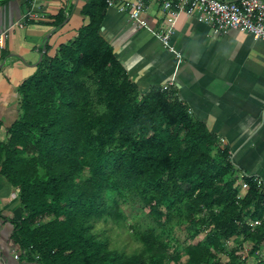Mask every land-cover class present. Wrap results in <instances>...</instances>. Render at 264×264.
Instances as JSON below:
<instances>
[{
    "label": "trees",
    "instance_id": "obj_1",
    "mask_svg": "<svg viewBox=\"0 0 264 264\" xmlns=\"http://www.w3.org/2000/svg\"><path fill=\"white\" fill-rule=\"evenodd\" d=\"M103 20L104 11H94L20 86L22 113L9 141L0 140V169L25 211L15 240L41 264H171L183 257L203 264L216 257L220 240L244 234L249 254L233 249L227 264H248L264 245V220L255 230L245 222L264 215V184L244 174L249 189L239 197L228 148L175 91H141L103 35ZM118 196L150 212L148 225L133 230L140 246L132 252L113 248L107 228H96L125 225ZM206 211L212 222L203 240L175 242L171 222L189 225L195 238Z\"/></svg>",
    "mask_w": 264,
    "mask_h": 264
},
{
    "label": "crops",
    "instance_id": "obj_2",
    "mask_svg": "<svg viewBox=\"0 0 264 264\" xmlns=\"http://www.w3.org/2000/svg\"><path fill=\"white\" fill-rule=\"evenodd\" d=\"M106 0H0V140L22 113L20 86L39 65L74 40L94 11H104L102 33L141 91H175L191 115L216 134L241 173L264 184V39L246 31L216 30L186 11L174 24L171 50L156 34L159 0H152L141 27ZM34 8L39 18L25 15ZM48 45V47H47ZM45 49V50H44ZM25 217L19 189L0 169V264H41L14 238Z\"/></svg>",
    "mask_w": 264,
    "mask_h": 264
},
{
    "label": "built area",
    "instance_id": "obj_3",
    "mask_svg": "<svg viewBox=\"0 0 264 264\" xmlns=\"http://www.w3.org/2000/svg\"><path fill=\"white\" fill-rule=\"evenodd\" d=\"M152 0H106L107 5L126 13L131 22L141 27L150 23L143 17ZM160 21L154 28L156 34L171 50L177 51L171 44L174 24L180 12L186 11L208 22L216 30L228 32L240 30L251 33L255 39H264V0H159ZM41 13L31 8L25 17L39 18ZM8 31L0 33V47H4ZM251 177V176H249ZM254 178L262 184L257 177ZM248 184V183H247ZM264 215L259 218L247 217L246 224L255 230L262 224Z\"/></svg>",
    "mask_w": 264,
    "mask_h": 264
},
{
    "label": "rangeland",
    "instance_id": "obj_4",
    "mask_svg": "<svg viewBox=\"0 0 264 264\" xmlns=\"http://www.w3.org/2000/svg\"><path fill=\"white\" fill-rule=\"evenodd\" d=\"M236 176V183L240 185L239 197H244L249 189V185L246 182L245 176L241 174L236 168L233 172ZM84 177H89L90 172L88 169L83 174ZM230 176V175H228ZM118 200L122 203V208L126 212V221L125 225L120 228L113 223H103L99 222L96 225L97 229L102 230V228H107V235L110 238V244L113 248L119 250H126L132 252L134 249L140 246V243L133 237L132 233L135 227H145L151 221L150 212L148 208L142 207L139 203L130 204L124 201V197L118 196ZM241 203V202H239ZM202 215L206 216L207 222L200 223L193 227L198 231V235L195 238L191 237V227L187 224H178L176 219L171 222L174 225L172 233L175 235V242L178 241V244L188 245L192 242H197L203 240V238L208 233L210 227L209 223L212 222L211 214L206 211L202 212ZM114 226L113 229H111ZM251 239L247 238L246 235L233 236L227 240L219 241V248L217 250L216 257H213L207 263L203 264H227L230 259V252L233 249H236L237 252H245L249 254L251 248ZM264 259V245L261 246L254 255H250L247 260L248 264H256L258 260ZM186 257H183L178 260H174L171 264H184Z\"/></svg>",
    "mask_w": 264,
    "mask_h": 264
},
{
    "label": "water",
    "instance_id": "obj_5",
    "mask_svg": "<svg viewBox=\"0 0 264 264\" xmlns=\"http://www.w3.org/2000/svg\"><path fill=\"white\" fill-rule=\"evenodd\" d=\"M45 50V49H44ZM43 59V53H41V57H40V61H42Z\"/></svg>",
    "mask_w": 264,
    "mask_h": 264
}]
</instances>
